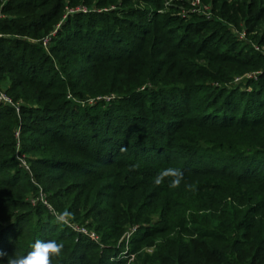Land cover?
<instances>
[{"label":"trees","instance_id":"obj_1","mask_svg":"<svg viewBox=\"0 0 264 264\" xmlns=\"http://www.w3.org/2000/svg\"><path fill=\"white\" fill-rule=\"evenodd\" d=\"M93 1L97 8L114 1L122 5L129 2L81 0V3ZM62 2L0 0L3 14L0 72L10 73L14 98L29 104L21 107L22 112L29 113L43 128L41 132L32 126L27 130L43 138L33 148L39 154L37 160L46 167L83 174L91 172L90 166L126 164L131 178L139 175L152 179L153 183L163 169L173 167L183 172L178 188H169L166 179L156 186L157 191L165 197L181 198V207L186 208L185 201H193L207 211L206 216L202 221H193L196 224L191 228L173 231L169 226L177 217L173 208L178 204L161 205L160 225L142 226V235L136 240L160 236L165 241L156 246L154 253L137 255L133 264H264V73L259 79H248L244 84L247 89L236 86L211 90L201 78L225 80L226 73L218 71L215 60L208 59L206 65L195 64L194 60L213 54L222 63L241 62L229 51L232 43L220 46L221 51H217L220 34L212 36V31L200 39L188 36L190 32L197 34L206 29L211 21L202 18L197 26L186 24L180 37L168 39L172 31L166 22L173 17L158 15L161 19L153 25L143 26L140 19L128 17H143L147 9L127 5L120 10L128 17H116L113 12L77 14L83 19L63 27L55 38L58 44L63 43L60 50L68 49L70 45L61 39L67 30L72 36L65 39L73 37L87 43L88 61L109 66L99 89L87 91L93 97L92 104H81L66 97L65 89L79 96L74 82L57 85L63 91H48L53 82L38 75L45 62L50 61L41 44L5 36L21 33L40 38L51 30ZM144 2L156 4V0ZM212 3L218 6V15L228 22L243 19L254 27L264 17V0H212ZM131 28L140 30L139 34L132 33ZM164 42L168 47H161ZM262 42L264 33L259 37V43ZM180 54H186L188 59L178 64ZM119 60L129 62L126 76L129 79L123 85L117 80ZM87 69L81 72L86 74ZM111 90L118 94L117 98L109 101L97 98ZM13 112L9 107H0V132H5L0 133L2 166L12 160V147L1 142L3 138L7 142L13 139ZM128 156L130 160L126 159ZM134 165L138 167L133 168ZM124 178L126 181L127 177ZM133 194V200L125 203L131 208L140 196ZM10 201H6L7 205L24 206L22 200L16 204ZM43 210L45 207L35 212ZM36 213L7 210L6 216L0 217V252L6 253L0 257V264H7L10 256L26 255L36 240L69 236L66 232L69 228L57 223L54 215ZM26 220H31L30 229L24 231L29 223ZM144 221L148 222L149 217ZM115 222L104 218L101 227L97 224L103 242L109 238L116 241L117 234L110 233L108 237L101 231L105 227L114 228ZM80 239L65 256L54 258L53 264H86L87 250L97 245L87 239L82 243ZM67 249L64 246L63 250ZM108 250L114 251L113 247ZM100 254V264H114L104 261V250Z\"/></svg>","mask_w":264,"mask_h":264},{"label":"rangeland","instance_id":"obj_2","mask_svg":"<svg viewBox=\"0 0 264 264\" xmlns=\"http://www.w3.org/2000/svg\"><path fill=\"white\" fill-rule=\"evenodd\" d=\"M88 1L86 0V2ZM79 2V4H73L69 0H63L59 15L55 17L56 21L51 23V30L38 39L21 33L5 35L10 38L22 39L29 43L41 44L44 47L50 61L48 63L45 62V66H42L38 75H41L44 80L53 82L54 86L48 88L49 92L63 91L57 85H62L63 83L66 85V82L69 81L74 82L76 84L74 87H78L79 96H74L72 92L65 89L66 97L81 104L86 102L92 104L93 97L87 91L99 89L102 82L101 77L104 74H108L109 66L101 67L91 60L88 61L87 49L85 48L87 43L73 37L69 40L65 39V37L72 36L67 30H65V37H61V39L64 43L70 45L68 49L60 50L63 43L58 44L55 38L63 27H69L73 21L78 22L83 19L82 17H76L77 14L87 15L92 12H113L112 15L116 17H128L120 10V8L127 5L147 9L143 17H128L129 19H140L139 21L142 22L143 26L153 25L155 21L161 19L158 15L173 17V20L166 22V26L172 31L168 39L180 37V34L185 31L186 24L191 23V25L197 26L202 18L211 21L206 29H202L197 34L190 32L188 36L200 39V37L206 36L212 31V36L220 34L217 40L219 42L217 51H221L219 49L220 46L224 48L227 43H232L229 51L240 58L238 61H241L240 63H222L213 54L205 59L194 60L195 64L198 63L200 65H206L208 59L215 60L216 64L219 65L218 71L226 73L228 79L225 80L201 78L200 81H203V84L211 90L236 86L247 89L244 84L248 79H259L264 73V43H259V37L264 33V17L254 27L243 19L230 20L228 22L218 15V6H214L212 0H199V4L197 0H156V4L144 2V0H129L124 5L120 1H114L112 4L103 5L100 8L95 6L94 1L89 4H83L81 0ZM2 16L3 14L0 12V17ZM130 31L137 35L140 30L131 28ZM211 43L213 45L214 41ZM160 45L164 48L168 47L165 42ZM56 47L58 50H53ZM233 49L237 52L235 53ZM32 55L36 57L35 53H32ZM182 59H188L186 54H180L176 63H182L184 61ZM118 63L120 68L118 69L117 80L121 82L120 85H123L126 79H129L126 77L128 75L127 67L129 62L119 60ZM242 63H247L248 66H243ZM47 64L50 68H48ZM190 66L193 67L194 64ZM7 67H12V65L7 64ZM84 68H88L86 74L81 72ZM46 70L48 72H45ZM0 73H3L0 74L2 77L0 80V107H9L14 111L11 113L12 121L14 122L11 132L13 139L7 142L3 138L1 142L4 145L8 144V148L12 147L13 152L10 163L12 166H9L10 164L0 165V217L6 216L7 210L12 211V213L22 211L36 213L35 210L45 207L42 213L38 212L40 213L39 215L49 213L54 215V217L56 213L65 210L69 211L72 215L68 218L67 223H62L69 228V231H66L69 236L65 239L58 237L56 241L62 242L65 247H68L67 250H63L61 256H65L68 250L70 251V246L80 238L82 243L87 239V241L90 240L89 242L97 245L98 248L92 247L87 250L85 256L86 264H100L99 259L102 250L105 251L103 255L105 256L103 258L104 261H111L114 264L118 261H121L119 264H133L137 255H142L143 257L145 253H154L156 246L163 243L165 237L153 236V238L136 239L142 235V226L160 225L159 211L161 210V205L166 206V203L168 205L178 204L173 208L177 213V217L169 226L173 228V231H184L196 224L193 221H197V219L202 221L204 219L207 211L193 204V201L190 203L185 201L186 208L181 207V198L176 197L174 199L170 195L168 197L163 196L161 191H157L152 179H145L139 175L131 178V172H129L126 164L125 166H90L91 172L87 174L44 166L37 160L39 158L38 152L33 150L34 146H37L38 142L43 138L37 135L36 132H30L29 134L27 131L31 126L36 128L38 132H41L43 128L38 121L30 118L29 113L22 112L21 107L29 104L21 98H14V86L10 79V73ZM54 75L57 76L55 77ZM81 95L84 98H81ZM117 97L118 94L111 90L110 93L97 98L109 101ZM4 99H8V101ZM0 133L5 135L4 131ZM185 134L188 135L187 133ZM189 135L191 134L189 133ZM126 159L130 160L131 157L128 156ZM129 175L131 180H128ZM124 177H127L126 181ZM72 186L73 188H78L73 190V188L71 189ZM133 193L140 196L136 199L134 208H131L126 206V204L133 200ZM155 198L156 200L152 207V201ZM10 199L15 201V204L17 201L22 200L24 206L7 205L6 201L11 202ZM57 207H60L61 210L58 211ZM97 215L99 217L98 222L96 221ZM77 217L78 220H76ZM146 217H149L148 222L144 221ZM104 218L108 222L116 221L114 228L105 227L101 230L106 233L105 235L108 234V237H110V233L112 235L117 234L116 241L111 238L105 242L102 241V235L97 231L96 227H98L97 224L100 227L102 226ZM178 218L181 221L177 220ZM31 220H26L29 223L24 231L30 229ZM179 224L181 228H179ZM84 237L87 238L84 239ZM112 247L114 249L113 252L108 250Z\"/></svg>","mask_w":264,"mask_h":264},{"label":"clouds","instance_id":"obj_3","mask_svg":"<svg viewBox=\"0 0 264 264\" xmlns=\"http://www.w3.org/2000/svg\"><path fill=\"white\" fill-rule=\"evenodd\" d=\"M138 167L136 165L133 168ZM168 179L169 188H178L183 179V172L180 169L169 167L160 171L154 178L156 186H160ZM72 214L65 210L55 214L57 223H67L68 218ZM64 244L56 240L41 241L36 240L31 246V251L23 256H10L7 259V264H53L54 258H59L62 255ZM6 253L0 252V257Z\"/></svg>","mask_w":264,"mask_h":264},{"label":"built area","instance_id":"obj_4","mask_svg":"<svg viewBox=\"0 0 264 264\" xmlns=\"http://www.w3.org/2000/svg\"><path fill=\"white\" fill-rule=\"evenodd\" d=\"M197 3L199 4V0H197ZM44 43H45V42H44ZM4 100L8 101V99H4ZM17 110H18V107H17Z\"/></svg>","mask_w":264,"mask_h":264}]
</instances>
